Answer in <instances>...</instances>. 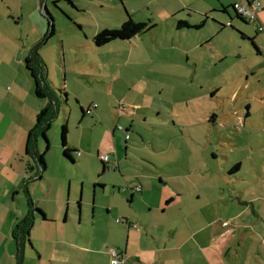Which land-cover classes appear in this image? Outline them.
<instances>
[{
  "label": "rangeland",
  "instance_id": "obj_1",
  "mask_svg": "<svg viewBox=\"0 0 264 264\" xmlns=\"http://www.w3.org/2000/svg\"><path fill=\"white\" fill-rule=\"evenodd\" d=\"M54 1L45 0L47 9L55 18L56 34L42 47V51L50 72V87L56 88L60 105L48 131L51 148L46 160L48 163L56 147L61 153V128L67 122L68 143L79 144L84 156L83 159L77 158L75 163L65 159L67 164L62 166L61 173L66 178L60 181L63 184L61 191L65 197L83 199L86 225L89 227V220L95 213L93 202L96 193L100 197L103 189L98 180L112 184L116 182V176L111 169L101 173L103 164L97 150L101 146L104 148L103 143L108 142L106 140L101 144L102 137L106 135L102 128V132L100 128L93 129L95 126L91 120L87 121L91 119L89 115L83 123L85 128L81 125L83 111L74 95L77 92L82 98L79 102L86 103L92 92L104 93L106 85L95 79L105 80V77L90 74L93 79L88 75L79 79L76 72L84 70L91 58L98 60L100 67H111L119 57L132 55L131 61L122 68L139 79L137 83L143 84L144 88L140 93L129 91L128 86H124L126 82L119 78L116 82L121 84H114L112 106L125 115L117 122L119 126L134 125L129 140L126 139L135 145L129 151L139 161H133L131 165L154 178L149 197H160L162 184L159 176H167L172 167L169 162H174L177 169L181 165L176 182L184 183V186L178 184L182 192L180 203L185 202L187 208L191 204L192 210L197 209L201 218L205 216L202 212L205 208L209 215L206 223L223 224L229 221L228 224L233 226L232 234L241 231L251 233L254 227L260 226L256 230L262 240L264 202L262 212L255 198H264V58H255L251 55L253 51L245 45L240 48L227 32H219L218 35L214 28L219 24L214 18L202 29H192L183 32V35L176 33L170 20L184 16L194 26L205 16L197 9L204 8L203 1L75 0V4L85 6V13L78 11L67 0H59L57 4ZM176 5L184 6L177 17L170 13ZM126 8L135 21L152 22L156 26L144 34L129 40H117L121 43H113L95 52L91 46L93 37L104 28L120 27L127 19ZM250 25L249 33H255L254 24L251 22ZM36 35L32 28V39ZM209 35L215 37L212 42L207 46L204 43L200 45L199 41ZM183 47L191 48L190 58L180 52ZM64 68L69 81L64 76ZM127 72L123 71V75ZM61 88L70 92L67 100L66 95L60 93ZM117 94H125L124 99ZM136 94L142 96L136 98ZM131 95L135 99H130ZM91 102L89 104L92 105L86 103L84 109L88 110L94 104L98 107V102ZM245 102L252 111L247 126L237 116L238 112H246ZM123 133L126 134L125 131ZM126 139L122 138L123 151L127 146ZM39 143L45 145L43 139ZM110 157L112 161L114 157ZM238 162H242L240 173L235 166ZM68 178L72 179V183ZM125 186L123 183L122 188ZM29 188L32 195V181ZM111 189L117 191L113 186ZM19 198L22 205H26L22 191ZM101 212L102 209L97 207L96 216ZM232 234L212 240L213 248L219 252L221 243L230 242ZM30 237L32 241V232ZM244 242L246 244L239 248L234 263L264 264V256L257 251L254 259L253 251L256 250L248 245V240ZM24 264H32V245L26 246Z\"/></svg>",
  "mask_w": 264,
  "mask_h": 264
},
{
  "label": "crops",
  "instance_id": "obj_2",
  "mask_svg": "<svg viewBox=\"0 0 264 264\" xmlns=\"http://www.w3.org/2000/svg\"><path fill=\"white\" fill-rule=\"evenodd\" d=\"M199 1H203L205 6L197 9L204 12L205 16L199 22L194 23V26L188 18L177 17L183 10V5L182 7L176 5V8L170 12L177 17V19L170 20V23L175 26L176 33L183 35V32H189L192 29H202L207 26L211 18H214L219 24L214 28L218 31V35L219 32H227L240 48L245 45L253 51L251 55L255 58H264V30L259 29L260 26L264 27V0H259L261 8L257 12L256 19L251 21L238 16L231 6L235 3L249 6V2L253 0ZM76 2L73 0L70 4L78 11L85 13V6L81 7L75 4ZM45 5V0H0V264L6 262L14 264L16 261L18 247L13 232L15 226L28 213V202L30 201L46 216L44 219L37 215L35 225L31 230L32 264H113L110 249H115L122 255L124 260L121 264H235L233 259L237 257L239 248L245 246V239L249 241L248 245H252V248L256 250L253 251L254 259H256L257 251L264 256V238L261 240L260 233L256 230L260 229V226L254 227L251 233L241 231L238 234H232L233 226L228 224L229 221L218 224V222L208 220L210 222L206 223L205 219L209 218V215L205 208H202L205 216L201 218V215L196 212L197 209L192 210L191 204L188 208L185 202H181L184 204L180 205L182 192L178 184L184 186V183H178L176 179L181 165L177 169L174 162H169L172 167L168 175L160 174L159 176L162 184L160 197H149L154 178L134 169L131 165V162L139 161L129 151V148H135L134 144L128 142L131 128L133 129L134 125L119 126L117 122L121 121L125 115L118 113L112 106L115 96L113 90L116 89L114 84H121L116 82L119 78L124 80L123 83L126 82L124 86H128L129 91L136 90L140 93L144 88L143 84L137 83L139 79H136L131 72H127V69L122 68L124 64L131 61L132 55H127V57L120 55L116 64L111 67H100L97 65L99 61L91 58L90 64L85 65L84 70L80 73L76 72L79 79L85 75L90 78H92L91 75L105 77V80L95 79L106 85L105 92H97V90L92 92L86 102L89 104V102L93 103L91 101H96L99 104L98 107L90 114L83 112L80 123L85 128L83 123L89 115L91 119L87 121L91 120L90 122L95 126L93 129H103L106 136L102 137L101 144L106 140L108 142L103 143L104 148L101 146L97 150V155L103 164L101 173L111 169L116 176V182L112 184L105 180H98L103 189H101V195L99 194L100 197H97L96 193L93 202L95 213L93 219L89 220V227L86 225L87 217L84 213L83 199L65 197L61 191L63 184L60 181L66 178L61 173V168L67 164L62 150L59 153L57 147L54 148V153L50 155L47 163L46 157L50 152V144L45 154L46 169L43 177L37 176L41 168L36 166L34 157L38 151H44L46 144L42 146L39 143L40 139L32 155H29L27 138L29 131L35 125L37 114L48 104L49 100L36 95V83L27 68V59L32 55L36 45L42 42L49 28L48 18L43 11ZM189 6L191 7L192 3ZM224 8L227 10L225 11ZM64 11L68 13L66 9ZM215 12L218 15L214 14ZM125 13L127 18L128 15L133 17L127 8ZM180 20L188 22L192 28L178 26ZM251 22L255 26V33H249ZM150 23L153 24L152 28L156 26ZM201 23L199 28H195ZM32 28L37 34L33 39ZM213 38L215 37L209 35L199 43L207 46ZM51 39L41 44L39 48V54L43 60L40 66L41 75L49 87L51 85L50 72L42 47ZM117 42L119 41L111 44H118ZM251 45L255 47L252 48ZM91 46L95 52H100L107 47L96 46L93 39ZM171 46L175 47L174 44ZM180 52L187 54L190 58L191 48L183 47ZM64 70L66 81H69L67 69L64 68ZM123 71L127 74L123 75ZM192 81L195 82V79ZM50 88L56 91V88ZM61 89L67 93L68 99L70 92L65 88ZM109 94L112 96L109 97ZM74 95L77 96V101L83 111L86 103L79 102H82L80 94L74 92ZM117 96L124 99L125 94H117ZM141 96V94H136V98ZM130 99H135V97L131 95ZM245 103L246 112L240 114L238 112L237 116L247 126L252 117V111L250 105ZM142 137L144 140V134ZM122 138H128L127 142L125 141L127 143L125 151L121 148ZM68 145L75 149L72 153L75 160L84 156L83 153L78 155L81 151L79 144L68 143ZM104 154H110L114 158L111 161L110 157L109 162H104L101 159ZM29 162L33 165L32 170H28ZM236 168L240 173L242 162H238ZM68 180L72 183V179L68 178ZM23 181H25L24 184ZM30 181H32V195H30ZM123 183L127 186L122 188ZM138 185L142 187V190L135 189ZM111 186L117 191L111 189ZM21 191L25 195L26 205H22L23 202L21 203L19 198ZM110 198L112 201H109ZM255 202L262 211L264 198L256 197ZM253 205L255 206L254 202ZM97 207L102 209L98 217L96 216ZM118 218L122 220L117 221ZM231 234L233 238H229L230 242L221 243L222 247L218 248L219 252L213 248L212 240ZM28 244L27 242L23 249L22 264L25 261Z\"/></svg>",
  "mask_w": 264,
  "mask_h": 264
},
{
  "label": "trees",
  "instance_id": "obj_3",
  "mask_svg": "<svg viewBox=\"0 0 264 264\" xmlns=\"http://www.w3.org/2000/svg\"><path fill=\"white\" fill-rule=\"evenodd\" d=\"M69 3H72L71 0H67ZM59 0H55L54 4H57ZM234 8V5L231 6ZM226 11L227 8H224ZM235 10V9H234ZM236 11V10H235ZM45 15L48 17L50 13L48 11L44 12ZM239 16V15H238ZM242 18V17H241ZM202 25L195 26V28H199ZM153 24L150 22H137L133 19L131 15H128V18L122 23L120 27L117 28H105L98 32L94 38V44L96 46H108L114 41L117 40H129L133 37L138 35L144 34L150 28H152ZM178 26H189L188 22L180 20L178 22ZM56 34V28L54 25L49 23V28L46 31L42 42H40L32 51V55L27 59V68L32 74V77L36 83V95L41 98H47L49 100L48 104L44 106L36 117V122L34 127L29 131L28 138H27V153L32 155L33 149L36 146V143L43 139L45 142V148L43 152H37L34 160L36 161V166H40V170H38V177H43V172L46 169V160L45 154L48 152L50 148L49 138H48V131L57 116V112L59 110V99L57 96V92L54 89H51L48 84H46L41 75V63L43 60L41 55L39 54V48L41 44L45 43L46 41L50 40ZM60 93L63 92V95H66L67 100V93L63 91V89H59ZM65 97V96H64ZM85 112V109H83ZM68 124L67 122L62 125L61 128V146H62V154L64 159L75 163L76 160L72 156V153L75 151L74 148L68 145ZM236 166V165H235ZM33 165H28V170H32ZM30 201V200H29ZM28 213L22 218L19 223L15 226L13 237L17 243V255H16V264H22L23 259V249L25 244L28 242L32 245V241L30 239L31 230L35 225L37 215L42 216L46 219L45 213L39 208L35 207L32 204V201L28 202Z\"/></svg>",
  "mask_w": 264,
  "mask_h": 264
},
{
  "label": "built area",
  "instance_id": "obj_4",
  "mask_svg": "<svg viewBox=\"0 0 264 264\" xmlns=\"http://www.w3.org/2000/svg\"><path fill=\"white\" fill-rule=\"evenodd\" d=\"M261 8V2L259 0H253L249 2V6L247 4L235 3L234 9L236 10L237 15L246 19V20H255L257 17V12ZM259 29L262 31L264 27L260 26ZM97 108V104L91 106L88 110H86L85 114H90L94 109ZM121 128V127H120ZM81 151L78 152V155H81ZM102 161L109 162L110 161V154H104L101 156ZM136 190H142V187L138 185L135 187ZM122 219L118 218L117 221H121ZM136 226V224L134 225ZM109 253L112 256V263L113 264H121L124 260L121 254H119L115 249H110Z\"/></svg>",
  "mask_w": 264,
  "mask_h": 264
},
{
  "label": "water",
  "instance_id": "obj_5",
  "mask_svg": "<svg viewBox=\"0 0 264 264\" xmlns=\"http://www.w3.org/2000/svg\"><path fill=\"white\" fill-rule=\"evenodd\" d=\"M43 11L44 12H46V11H48L49 13H50V16H48L47 18H48V25H49V23L51 24V25H54V17H53V15L51 14V12L47 9V6L45 5V8L43 9Z\"/></svg>",
  "mask_w": 264,
  "mask_h": 264
},
{
  "label": "flooded vegetation",
  "instance_id": "obj_6",
  "mask_svg": "<svg viewBox=\"0 0 264 264\" xmlns=\"http://www.w3.org/2000/svg\"><path fill=\"white\" fill-rule=\"evenodd\" d=\"M230 24V23H229Z\"/></svg>",
  "mask_w": 264,
  "mask_h": 264
}]
</instances>
